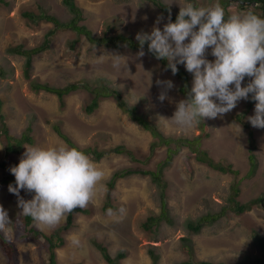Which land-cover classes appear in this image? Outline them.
Here are the masks:
<instances>
[{"label":"rangeland","instance_id":"obj_1","mask_svg":"<svg viewBox=\"0 0 264 264\" xmlns=\"http://www.w3.org/2000/svg\"><path fill=\"white\" fill-rule=\"evenodd\" d=\"M0 0V99L6 125L15 138L30 135L31 146L46 147L60 142L66 143L56 133L58 125L68 134L81 150L97 148L109 152L115 147H126L132 156L108 153L97 162L105 172L104 180L98 185L96 195L83 209L88 214L77 213L73 225L65 229L66 220L55 227L35 226L45 235L58 234L64 244L56 250L58 264H107L93 240L101 242L115 258L125 253L122 264H152L150 252L159 256V264H180L190 258L182 248V240L188 238L193 243L194 261L232 264L254 260L262 255L261 246L254 233L264 238V207L255 206L242 215L228 212L213 225L205 227L200 234H192L186 224L197 221L207 214H215L228 206L232 186L241 190L238 200L247 203L264 196V129L253 127L248 117L254 115L255 101L241 100L237 107L222 117L204 118L206 131H201L200 123L192 129H180L171 121L159 120L160 116L171 118L176 104L186 98L180 91L181 81L172 72L163 68L156 58L145 55L137 58L139 50L128 46L119 49L104 46L94 48L85 36H78L72 30H59L49 37V48L34 57L30 79L25 77V58L11 56L9 49L22 45L25 49L40 47L54 25L47 21L31 22L23 17L25 12L39 15L40 8L46 14L68 22L72 14L62 0ZM174 12H179V4L186 0H163ZM197 5H210L216 0H196ZM218 2L225 7L222 0ZM82 10L81 25L93 32L95 37L117 36L136 40L138 32H151L158 16H167L146 0H76ZM244 4V3H243ZM246 5V4H244ZM42 6V7H41ZM256 4L245 9L240 2H230L226 14L240 11H254ZM261 13L260 11H257ZM110 54L124 56L127 71L112 67ZM213 60L210 50L207 56ZM178 67L186 68L183 64ZM189 73V72H188ZM151 74V78H150ZM190 75L192 87L193 75ZM103 79L110 90H117L130 107H137L148 120L156 125L166 137L190 138L201 136V149L206 150L215 162L233 165L238 175L222 174L199 163L190 155L187 147L176 155L172 163L164 169L167 182L166 201L170 218L174 225L162 222L145 231L143 224L151 217L161 214V192L150 176L132 175L120 179L111 199L108 198V184L116 172L127 170L157 171L167 157V147L152 151L157 142L153 135L142 128L120 109L114 97L101 99L99 108L92 114L86 112L93 95L85 89L65 97L62 108L58 98L48 92L32 90V83L65 88L78 82L100 85ZM157 80H171L174 87L166 90L157 86ZM247 83L250 78H245ZM161 91H167L168 99L158 100ZM247 112L244 116L242 114ZM238 117H242L241 121ZM248 124L249 127H246ZM241 128V130H240ZM31 129V132L27 131ZM208 134V136H206ZM4 137L0 138V161L6 157ZM20 154L7 156L10 166L17 165ZM174 146V144H173ZM253 151L258 169L250 176L249 154ZM135 158V159H134ZM6 178L0 169V181ZM8 185L0 186V205L8 211L12 221V232L8 238L15 244L19 264H48L46 248L38 240L18 238L19 231L13 227L15 216L22 214L17 206V197L10 193ZM25 199L31 194L21 190ZM106 205L114 207L113 215L105 211ZM125 209L121 214L119 209ZM73 236L81 240L80 246L70 243ZM0 264H11V260L0 247Z\"/></svg>","mask_w":264,"mask_h":264},{"label":"clouds","instance_id":"obj_2","mask_svg":"<svg viewBox=\"0 0 264 264\" xmlns=\"http://www.w3.org/2000/svg\"><path fill=\"white\" fill-rule=\"evenodd\" d=\"M163 19L157 17L150 33H137L136 56L145 55L147 42L148 52L157 60H167V69L173 75L178 73L177 65L183 64L193 75V82L186 98L176 104L173 116H160L159 120L171 121L182 130L192 129L201 119H215L229 113L239 101H246L251 95L256 103L254 115L247 119L253 127L264 129V17L251 10L226 14L218 0L210 5L186 0L179 4L174 22L169 10L161 29ZM209 50L213 60L207 58ZM8 54L19 56L9 51ZM110 55L114 69L127 71V61L121 64L124 56ZM0 71L3 72L1 66ZM246 77L250 80L243 85ZM156 84L166 90L174 87L171 80H157ZM166 99L167 91H161L158 100L162 103ZM25 149L19 163L9 169L15 185L8 188L17 197V206L24 216L31 217L37 226L55 227L77 208L89 205L105 177L97 162L78 147L64 142L46 147L25 146ZM21 190L32 198L25 199L20 195ZM124 211L119 209L121 214ZM108 214L113 215V210L108 209ZM0 232L5 238L12 232V221L3 205H0ZM70 243L80 246L81 240L73 236Z\"/></svg>","mask_w":264,"mask_h":264},{"label":"trees","instance_id":"obj_3","mask_svg":"<svg viewBox=\"0 0 264 264\" xmlns=\"http://www.w3.org/2000/svg\"><path fill=\"white\" fill-rule=\"evenodd\" d=\"M64 6H66L69 10V12L72 14V18L68 22H63L59 19H57L54 16L46 14V11H42L43 9L40 8V14L36 15L33 12H25L23 13V17L31 22H37V21H47L54 25V30L47 36L48 39L37 48H30L25 49L22 45H19L15 48L9 49V53L17 54L19 56H23L26 59L25 63V76L26 78H29V71L32 68L33 64V58L34 56L46 51L49 48V37L54 33V31L59 30H72L75 33H77L78 36H85L89 43L94 47H107V48H115L119 49L124 46H128L134 50H139V44L138 41H134L131 38L125 37L123 35H117V36H103V37H95L93 32L86 28V26L81 25V22L83 20V13L82 10L77 6L76 0H62ZM148 2H151L155 7L160 9L166 16L169 15V10L171 12V18L174 22L176 19V16L178 15V12H174L172 7L167 4L163 0H146ZM225 5V9H227L230 5L229 0H222ZM246 5L240 4V8L245 9L246 7H249V5L256 4V7L254 9V12L258 15H261L264 17V0H241ZM1 2H4L2 0ZM196 4L197 1L194 0ZM42 7V6H41ZM257 11H260L261 13H258ZM144 50L152 57H154L151 53L147 50V42L145 43ZM155 58V57H154ZM162 64L163 68L167 69V60H159ZM171 72L170 69H167ZM4 72L0 71V74L2 75ZM177 78L181 81L180 91L183 96H187V93L191 89V83H190V75L187 71H185L182 68L178 67V73L176 74ZM99 86L95 87V84H87L84 82H78L76 84H71L66 86L65 88H54L50 87L49 85H43L39 84L37 82L32 83V90L36 92L45 91L48 93H51L55 95L59 102L60 106L63 108L65 106V97L75 93L79 90L85 89L88 93H90L92 96L91 101L89 105L86 107V112L88 114L94 113L98 108L100 104V100L102 98H110L114 97L118 101V105L121 110H123L131 119L133 122L140 125L142 128H144L146 131H149L155 139H158L157 142H154L152 144V151H156L159 148L165 146L167 147V157L165 159V162L163 164L157 166V171H144V170H127L123 172H116L112 178V180L108 184V198L111 199L112 192L117 184V182L120 179L127 178L132 175H138L142 174L145 176H150L152 181L157 185V187L160 189L161 192V199H162V209L161 214L157 217H151L148 219V222L143 224V228L145 231H148L153 226H159L162 222H166L168 224L174 225L175 222L170 218L169 211H168V204L166 201V188H167V182L164 180V169L168 167L174 157L178 155L183 147H187L189 149V153L191 156H195L196 160L199 163H202L209 168L213 169L214 171H218L222 174H232V175H238L239 171L235 170L233 165L231 164H225L222 162H215L209 155V153L206 150L201 149V136H198L196 139L192 140L190 138H173V137H166L164 136L158 129V127L154 124H152L148 118H146L142 113H139L137 107H130L127 105V103L123 100L121 94L117 90H110V87L103 81L98 80ZM247 84V80L243 82V85ZM251 96V95H250ZM251 101H253L251 99ZM2 102L0 100V138L3 136L5 139V151H6V157L20 154L24 148V145H33L34 140L30 135H23L22 138H15L11 135L9 127L5 124V115L2 113ZM247 112H244L242 116H244ZM241 121L242 117H238ZM246 127H249L248 124H245ZM199 128L201 131H206V123L201 119ZM54 129L56 133L62 138L69 146L77 147L72 139L69 137L68 134H65L62 129L56 125L54 126ZM28 133L31 132V129L27 131ZM208 136V134H206ZM174 144V146H173ZM79 148V147H78ZM80 149V148H79ZM81 150V149H80ZM85 152V154L89 155L95 162L100 161L103 157H105L108 153L110 154H119V155H130L132 156V152L128 151L126 147H115L111 149L109 152H103L97 150V148H86L82 150ZM2 161H0V169L3 170L4 174H6V178H3L2 181H0L1 185H15V177L10 173V165L7 163L6 158ZM133 157V156H132ZM135 159V158H134ZM249 160L251 164V170H250V176L255 174V172L258 169V162L256 159L255 154L253 151L249 154ZM15 165V164H14ZM241 190L237 184L232 186V193L230 194V197L228 199V206H225L221 209L220 212L215 214H207L202 217H200L197 221H189L186 224L187 230L192 234H200L201 231L209 226L215 224L217 221L222 219L227 215L228 212H231L234 215H242L246 212L251 211L255 206L260 205L261 207H264V196L252 200L247 203H241L238 200V197L240 196ZM108 209L114 210V207L112 205H106L104 207V210L107 211ZM77 213L82 214H88L89 211L87 209H79L77 208L73 213L69 214L67 216L65 229H69L73 225V217ZM36 224L33 222L31 217L24 216L23 214H18L15 216V219L13 221V227L17 231H19L20 236L18 238L26 239V240H38L45 248H46V254L48 256V264H58L57 261V254L56 250L64 244L63 237L59 236L58 234H52V235H45L41 231L37 230L35 227ZM255 240L260 244L262 255L258 258H255L254 260H251L248 258L246 261H241L238 263H232V264H264V238H262L259 234L254 233ZM94 246L101 252L104 260L108 264H122V262L126 259L127 255L125 253H119L115 258L110 255L108 249L106 246H104L101 242L97 240L92 241ZM0 246L2 247L4 254L8 256V258L11 260V264H19L17 259V250L15 245L8 239L5 238L3 232H0ZM193 243L188 238H184L182 240V248L188 255L190 256L189 260L187 262H182L180 264H225V263H213V262H207V261H194L193 257H191L193 253ZM150 257L152 260V264H159V256L155 255L154 252H150Z\"/></svg>","mask_w":264,"mask_h":264},{"label":"water","instance_id":"obj_4","mask_svg":"<svg viewBox=\"0 0 264 264\" xmlns=\"http://www.w3.org/2000/svg\"><path fill=\"white\" fill-rule=\"evenodd\" d=\"M230 1H234V0H230Z\"/></svg>","mask_w":264,"mask_h":264}]
</instances>
